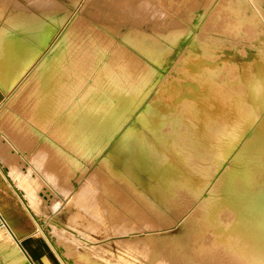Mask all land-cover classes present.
<instances>
[{
    "label": "bare ground",
    "instance_id": "obj_1",
    "mask_svg": "<svg viewBox=\"0 0 264 264\" xmlns=\"http://www.w3.org/2000/svg\"><path fill=\"white\" fill-rule=\"evenodd\" d=\"M114 1L118 0L85 1L98 9L96 20L100 27L113 32L124 43L128 41L123 36L126 32L136 34L137 38L151 37L155 44L150 47V56L163 70L175 47H187L188 55L178 64L176 62L177 66L162 80L163 73H156L150 64L125 51L121 44L111 47L114 48L115 66L110 65L90 34L98 30L90 24H84L83 32L73 36L74 40L63 48L73 27L72 17L66 24L62 17L22 18L15 11L0 10V148L7 142L12 144L2 130L19 133L28 142L34 135L36 145H51L57 150L55 168L63 167L57 175L64 180L81 164L60 148L63 145L92 162L90 180L94 175L99 178L107 193L105 200L114 197L123 206L129 204L128 209L141 207L143 211L130 214L149 229H176L146 234L142 241L147 247L144 242L141 244L146 247L143 250L136 246L137 253H145L142 262H138L141 257L135 262L110 251L116 262L106 264H264V0H205L210 6L206 16V10L203 14L195 13L192 0H184L186 9H182L184 19L181 18L184 23L177 19L179 23L176 22L175 18L167 22L165 14L162 20L165 24L159 20L152 25L154 33L146 32L138 26L141 22L136 23L137 18H132L138 12L136 0H119L118 5H113ZM212 1H215L214 8L216 1L221 2L214 11ZM146 10L149 15L150 9ZM211 16L215 21L209 22L212 36L208 42L193 35L188 37L193 28L198 31L201 23L206 27ZM142 18L144 22L150 20ZM57 30L67 33L54 35ZM172 35L175 37L168 40ZM183 35L184 40H181ZM102 43L107 47L105 41ZM121 70L129 75L136 70V77L130 75L129 82ZM92 86L96 88L88 92ZM76 87L81 88L80 94L73 99ZM231 96L235 99L233 103ZM97 106L102 109L94 113ZM4 114H8L7 118ZM162 115L165 122L161 124ZM164 124L176 130L174 134L181 135L168 138L165 132L158 134ZM181 141H195L198 149L185 150L182 155L175 149V144ZM147 144L154 145L156 160L146 150ZM164 151L170 168L167 172L162 171L158 159ZM101 166H104V173ZM0 172L8 179L4 170ZM126 172L134 175V191L136 182L140 189L148 190L153 182L162 183L171 178L177 187H181L182 181L187 183V195L174 196L177 191H170L171 200L167 203L170 210H163L159 202H150L158 198L151 194L136 195L133 203L124 202L122 191L127 183ZM65 183L69 184L68 191H75L67 179ZM10 185L11 191L18 194ZM73 194L79 200H86V207L96 209L97 200L93 198L96 193L88 184H82ZM176 198H182L183 204L176 203ZM12 203L18 205L15 200ZM106 211L103 213L107 218L97 214L100 222L111 217L116 220L114 210ZM118 217L122 225L123 215ZM96 220L91 224L93 228ZM126 223L128 227L135 224ZM28 224V231L24 232L23 241L20 240L25 245L24 253L34 264H64L42 229L44 237L41 240L50 253L42 262H36L47 249L29 233ZM115 224L113 227L117 228L119 225ZM11 237L19 239L15 230L11 231ZM134 247L132 251L136 253ZM90 249L99 252L103 246L92 244ZM12 253L16 256L20 252L13 249ZM78 254L83 258L82 264H99L92 258L87 260L84 253ZM51 256L55 257V262Z\"/></svg>",
    "mask_w": 264,
    "mask_h": 264
},
{
    "label": "rangeland",
    "instance_id": "obj_2",
    "mask_svg": "<svg viewBox=\"0 0 264 264\" xmlns=\"http://www.w3.org/2000/svg\"><path fill=\"white\" fill-rule=\"evenodd\" d=\"M85 1L84 0H0V10L9 9V10L15 11L16 12L15 14H17L19 17H22V18H25V17H40V18L62 17V18H65V21L67 22L66 24L69 23V19L72 17L71 23H72L73 27L71 29L70 35L65 39L64 43L62 44L63 48H67L68 44L71 43V39L73 38V36H75L77 33L83 32V30L85 28L84 24H87L86 26H88V24H90L94 28H96V30H98L97 33L95 31L92 32L93 31L92 30V31H90V34L93 37H95V39L97 41V45L100 47V50H102L103 55H105L106 61L107 62L109 61L110 65H112L113 67L115 66L114 59H113L114 48L112 49L111 47H114L117 44H121V45L125 46V51H128L129 53L134 54L135 57L136 56L139 57L142 62H147L148 64H150L156 73L157 72L163 73L162 74L163 75L162 80L165 79L167 74H169L172 71V69L174 67H176L177 64L185 56L188 55V53H187L188 48L187 47H184L183 45L177 46L173 49V53H172V50L170 51L171 55L168 57L169 58V64H168L167 68L165 70L160 69V67H158L155 64L153 58L150 56V51H149L150 47L153 44H155L153 41H151V37L137 38L136 34L126 32V34H124L123 36L128 41L126 43H124L119 38V36L114 35L113 32L112 33L108 32L106 29H104V27L102 25H101V27L99 26L100 24L96 20L97 16H99V12H96V10H98V9L91 7L90 4H85ZM118 1H114L115 4H113V3L112 4L118 5ZM136 1H137L136 2V5H137L136 9L138 10V12L136 11L137 16L136 17L134 16L132 18L138 19V15L143 14L142 16L141 15L139 16L140 20L136 19V23L141 22V23H138L139 25L136 24V27L139 26V27L143 28L146 32L154 33L152 30L153 29L152 25L154 24V26H155L156 21L159 22V20L161 21V23H164V22H162V20H165V18H163L165 16V14L167 16V20H165V21H167V22H169L173 18H175L174 20L176 22L179 21L180 23H184V20H182V19H184V17L182 15L186 9L184 7V4H185L184 0H163L164 1L163 3H162V0H158V3L161 2V4H160L161 6L156 2L157 0H155V1L154 0H148V1L147 0H142V1L136 0ZM198 1H199V3H198ZM100 2H103V1H100ZM111 2H113V1H111ZM139 2L143 3V4L139 5ZM155 2H156V4H155ZM191 2L193 4H195V9H194L195 13H198V12L204 13V11L206 10L205 16L209 14L208 12L210 11V6L209 7L207 6L209 4L205 0H202V1L201 0H197V1L192 0ZM191 2H189V3L192 4ZM169 3H170V5H169ZM200 3H201V5H200ZM157 4L160 7H158ZM214 4H215V1H212L211 6H212L213 11L215 10V8L219 4H221V2L216 1L217 6L215 8H214ZM162 5L164 7H166L167 9L163 8ZM174 5H175V7H174ZM145 6H147L146 9L149 8L152 11V13L149 10L148 11L149 15H147V10L145 9ZM202 6H204L206 8H204ZM120 7H121V5H120ZM161 8H163V9L161 10ZM170 8L172 9V11ZM183 8H184V11L182 10ZM160 11H161V13H160ZM177 11L178 12L180 11V12L177 13ZM180 13H182V14H180ZM145 14L147 16H145ZM150 14H151V16H150ZM161 14H163V16ZM148 16H150V17H148ZM142 17H145V21L148 19H150V20L144 22V21H142L143 20ZM152 17L154 19H152ZM131 19H130V21H131ZM152 20H153V22H152ZM130 21H129V23H130ZM185 21H187V20H185ZM212 21H215L213 16H211L208 19L206 27L203 25V23H201L202 25H201V27H199L198 31L193 28V30L190 32L188 37L190 38L193 35V37L196 36V37L200 38L201 40L208 42L210 40V37L212 36L209 33V32H212L211 31L212 29L208 28L209 24H210L209 22H212ZM91 22H93V23H91ZM95 24H96V26H95ZM62 32L64 35L67 33L64 31H62ZM58 33H60L59 30L55 31L53 34L57 35ZM100 35H103L102 38L99 37ZM174 37H175V35H172V36L168 37V40H172ZM184 37H185V35L182 36L181 40H184ZM153 39L156 41L159 40V38H153ZM72 40H74V39H72ZM136 40L138 42H136ZM163 40L165 41V38L162 39V41ZM103 41H105L108 44L107 47L103 46V43H102ZM103 48H105V49H103ZM245 48H247V51L250 49L248 47H245ZM176 62H177V64H175ZM121 74L124 76V78H126L130 82L131 76L136 77V70L131 72V74H130L131 76L125 70H121ZM197 81L200 82L199 79H197ZM92 82H94V81H92ZM135 83H136V81H135ZM93 86L91 87V89H87V91L89 92L92 90V88L93 89L96 88V86L95 87H93ZM80 89L81 88L76 87L75 91L72 94L73 99L76 98L80 94ZM237 94H239V91L237 92ZM229 98H231L230 102L233 103L235 99L232 96ZM1 100H2V94L0 92V101ZM139 106H142V103H140ZM94 108H95V109H93L94 113H98L100 111L99 109H102L100 106H97V108L96 107H94ZM7 115L8 114H4L3 117L7 118ZM163 119H164V116L162 115V119L159 120V122H161V124L163 122H165V120H163ZM160 129L161 130H158V134L159 133L161 134V132H165L166 135H169L168 138L171 137L172 135H175L176 137H179L181 135V133L174 134L173 131H176V130H171V128L167 124L162 125L160 127ZM179 130H181V128H179ZM2 131L5 133L6 137H8L10 139L12 144H10V143L7 144L8 142L6 144L4 143L2 145V149L0 148L1 149L0 150V170H2V171L4 170V173L7 175L8 179H5V177L3 176V174L1 172H0V178L3 181V183L6 185V187L8 186L9 190H11V185H10V183H11L14 186L15 190L20 195L19 196L18 194L13 192L14 198L13 197L12 198L23 209V211L27 215V220L29 222L28 225H30V227H31V230L29 233L34 234L33 235L34 237L41 240V238L43 239L44 236L42 235L40 230L41 229L44 230L45 237L49 238L51 240V242L53 243V249H55V251H58V253L62 256V258L64 259L66 264H82L80 261L83 260V258L78 254V252L84 253L87 256V260L92 258L93 261H95L99 264L116 262L115 257L113 256L112 253L120 254L123 257L125 256L124 258H126L127 260L129 259L132 261L133 260L138 261L141 257V259L138 262H142L143 261L142 255L144 258L145 253L143 251H141V252L138 251V253H137L138 248L136 246L138 245L140 250H143L144 248L147 247L145 241H142L145 238L146 234H149L150 232L151 233H157V234L163 233L166 231L174 232L176 230L173 228H171V229H160L158 231L149 229L143 223L136 221L137 219L139 220V218L136 217L137 218L136 219L134 217V215H131L132 213L130 214L131 211H135L136 213L143 211V209L141 207H136L137 209H135V208L128 209L126 207H128L129 204H126L123 206L122 202L119 203V199L114 198V197H109V201H108V199L105 200L104 198L107 197V195H106L107 193L105 192L99 178L96 175H94V177L91 178V180H90L91 172L93 170L92 165H91L92 162L82 159L80 156L75 154L73 151H70L65 146L60 145V148H62V150H64L65 153H67V154L69 153L70 156L73 155L72 157L78 159L79 164H81V165H79V168H78V170H76L75 173H73V172L69 173V174H72L71 176H69V179H68V177H66L68 182H70L72 184L71 188L73 186V189H75V191H76L78 189V187H80L82 184H84V185L88 184L92 189L95 190V193H96L95 194L96 197L93 194L94 195L93 198L95 201L97 200L95 202V204L97 203L99 205L97 208V204H96L95 210L97 211V209H99L101 211L100 212L98 210V212H99V213L97 212L98 216L101 215V218L106 217L105 216L106 214L104 215V213H103V211H106V210H104V208L107 209V211H106L107 213H108V211L114 210L113 214L117 213V215L121 216V217L123 215L122 223L123 222L125 223V224L123 223L124 225L123 224L120 225L121 220L119 219V217L117 215H116L117 218L114 215L116 220H114L113 217H111V219L110 218L105 219V221H107L106 222L107 225H105L106 224L105 221L104 222L102 221L104 223V224H102V222H100L101 220L98 219V216H97L94 208L86 207V204H87L86 200L85 201L79 200L77 197L73 196L74 195L73 192L75 193V191L72 189H71V191L70 190L68 191V185L69 184L65 183L66 179L63 180V179H61V177H59V175H57L58 170L60 171L61 168H63V167L55 168V160H56L57 150L53 146H51V145H45V146L36 145L37 139L34 135H33V139L28 142L27 140H25L24 136H22L19 133L15 134L14 132H11V130H2ZM181 132H182V130H181ZM183 138H186L185 134H184ZM145 146H146V150L150 153V155L154 156L155 155L154 154V145L147 144ZM195 148L198 149V144L195 145V141H192V142L191 141H181L179 144H175V149L176 150L179 149V152H181L182 155H185L184 154L185 150L193 151ZM3 156H5V157H3ZM167 157L168 156L165 154V151H164L158 158L159 162L161 164L162 171H165V172L170 170L169 165L167 164V160H166ZM79 160L82 162H80ZM154 160H156V156H154ZM153 167H155V165ZM79 170L82 172H80ZM101 170L104 173V170H105L104 166H101ZM84 171H85V174H84ZM127 174L128 175L125 176L127 179V183L124 184V191H122V197L125 199L124 202L133 203V202H136V195H146V194L149 195V194H151V195H156L158 198L150 199V202H159L162 205L161 208L163 210H170L171 207H167V203H170V200H171L170 191H173V190L177 191V193L175 192L174 196L187 195V189H186L188 187L187 183L185 181H182L181 187H177V185L171 181V178L170 179L169 178L164 179L162 181V183L153 184L154 183L153 182L152 184L149 185L148 190L140 189L138 187L137 182H136V190L134 191V188H135V178L133 177L134 175L129 174V173H127ZM81 175H82V177H81ZM77 176H79V177H77ZM85 177H86V180H85ZM81 182H84V183L81 184ZM97 195H99V196L97 197ZM9 196H11V195H9ZM100 199H104V200H100ZM69 200H70V202H69ZM102 201H103V204H102ZM175 201H176V203L183 204L182 198H176ZM80 202L83 204H80ZM111 203L114 205V208L112 207ZM117 210L120 212H118ZM92 211H94V214L92 213ZM120 213H122V215H119ZM110 215H111V213H110ZM111 216H113V215H111ZM132 216L134 217V219ZM94 217H96V218H94ZM96 219H98L99 221H97ZM126 219H128V220H126ZM95 220L97 221V223H94V228H93V225H91V224L93 222H95ZM119 220H120V223H119ZM113 221H114V225L112 224ZM126 222H128V225L135 223L137 226L134 224V227H133V225H132V227H128ZM115 223H117L119 225V226H117V228L120 229V232H119V230H116L117 229L116 227L115 228L113 227V226H116ZM95 224L99 228H97V227L95 228ZM109 225H112V226H109ZM106 226H109V227L106 228ZM124 226L126 229L123 228ZM145 227H147L148 230ZM131 228L134 230H132ZM94 229H96V230L94 231ZM121 229L123 231H121ZM130 229L132 231H130ZM91 230H93V232ZM126 230H128V231L124 233V231H126ZM114 231H116V232L118 231V232L117 233L115 232L116 233L115 234ZM112 232H113V234H112ZM122 232H123V234H122ZM29 233L27 235H29ZM89 235H90V237H89ZM94 238L97 241L94 240ZM117 238L119 240L121 239L120 240L121 242L118 243L119 240H117ZM122 238L124 240H122ZM126 238L129 239V241ZM133 238L136 239L137 242H133V241H135ZM137 238L141 239L140 240L141 243L139 242L140 245L138 244L139 239H137ZM91 239H93L94 241L93 242L90 241ZM113 241L115 242V244ZM123 243H124V245H122ZM142 243L144 245H146V247L145 246L143 247V245H141ZM43 244H44V248L47 249V253L45 252V254H49L50 252H49V249H48L46 243L44 242ZM92 244L94 247L102 245L103 246L102 251L104 253L102 251L92 252V249H90V248H92ZM97 244H99V245H97ZM106 244H108V245H106ZM134 245H135V247H134ZM132 246L134 247V250H135V248H137L136 249L137 254L132 251ZM129 247H130V249H128ZM104 248L109 249V251L104 249ZM123 250H125V251H123ZM129 250H130V252H129ZM88 251H89V253H88ZM106 251H108V252H106ZM126 251H127V253H125ZM122 252H124V254ZM139 252L142 253V254H140V256L138 255ZM91 253H92V255H91ZM131 253H132V255H131ZM136 255H138V256H136ZM97 257H100V258L95 259ZM112 258H114V259H112ZM177 258H180V257H177ZM123 264H125V262Z\"/></svg>",
    "mask_w": 264,
    "mask_h": 264
},
{
    "label": "crops",
    "instance_id": "obj_3",
    "mask_svg": "<svg viewBox=\"0 0 264 264\" xmlns=\"http://www.w3.org/2000/svg\"><path fill=\"white\" fill-rule=\"evenodd\" d=\"M4 188L6 190H4ZM13 195V192L9 190L8 186L6 187L0 178V264H34L35 262L29 258V255L24 253L23 248H25V245L23 242L22 244L20 242V240L23 241L25 237L26 233L24 232L28 231L27 215L22 208H19L18 205L12 203ZM8 200L10 202H8ZM11 204L15 205L17 208L13 207ZM14 230L19 239L11 237V231ZM38 243L42 248L44 247L43 240L39 241L38 239ZM13 249H16L20 253L15 256L12 253ZM45 256L47 257V254L43 253L38 257L36 262H42V258ZM51 257L52 259L55 258L53 256ZM53 262H55V259Z\"/></svg>",
    "mask_w": 264,
    "mask_h": 264
}]
</instances>
